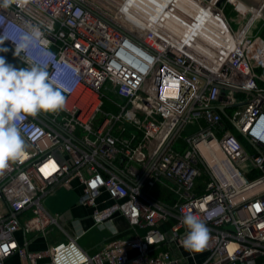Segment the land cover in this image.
<instances>
[{
	"label": "built area",
	"instance_id": "obj_1",
	"mask_svg": "<svg viewBox=\"0 0 264 264\" xmlns=\"http://www.w3.org/2000/svg\"><path fill=\"white\" fill-rule=\"evenodd\" d=\"M216 1L188 0L194 20L187 0H162L159 30L136 16L134 0L0 6V49H7L0 54L23 68L26 60L43 62L66 89L63 110L17 122L26 154L0 171V264L13 253L27 264L45 254L29 250L25 237L19 243L18 230H63L61 215L43 204L59 185L78 189L90 225L56 240L48 264H256L264 257V142L251 135L264 117V44L248 29L261 16L246 7L249 19L234 28L224 7L236 6ZM173 16L183 19L175 37ZM202 21L220 22L218 42L204 27L206 35L188 33ZM33 27L41 40L15 56L19 36ZM202 37L212 50L198 48ZM188 213L210 230L200 252L182 246ZM117 218L127 233L91 253L80 246L90 227L115 226Z\"/></svg>",
	"mask_w": 264,
	"mask_h": 264
},
{
	"label": "clouds",
	"instance_id": "obj_2",
	"mask_svg": "<svg viewBox=\"0 0 264 264\" xmlns=\"http://www.w3.org/2000/svg\"><path fill=\"white\" fill-rule=\"evenodd\" d=\"M19 0H0V6L8 7ZM42 38L39 28L19 36L14 55L35 47ZM7 51V49H0ZM51 57L48 53L44 59ZM28 67L17 68L0 57V171L9 168L11 162L18 161L26 154V144L18 127V121L25 116H35L38 112L56 113L66 106V96L62 89L51 79L43 62L26 60ZM251 135L264 142V117H260ZM188 228L182 239V246L192 252L202 251L210 238L206 223L196 215L188 213L182 218Z\"/></svg>",
	"mask_w": 264,
	"mask_h": 264
},
{
	"label": "crops",
	"instance_id": "obj_3",
	"mask_svg": "<svg viewBox=\"0 0 264 264\" xmlns=\"http://www.w3.org/2000/svg\"><path fill=\"white\" fill-rule=\"evenodd\" d=\"M235 1V0H234ZM237 1V0H236ZM235 1V2H236ZM238 2V1H237ZM240 3V2H239ZM241 4V3H240ZM243 5V4H241ZM243 7H245L243 5ZM245 9H247L245 7ZM0 57H4L6 62L9 64L16 62L12 57L7 55L6 53H1ZM39 113V112H38ZM79 191L77 188L72 189L71 187H67L65 185H59L57 187L56 192L48 196L44 199L43 204L45 208L51 213L59 212L61 217L59 218V222L63 227V230L59 226H52L51 231L42 235L36 232H23L22 229L18 230L15 233V238L19 243L23 242L24 237L27 238L28 245L27 248L32 251H41L45 253L36 264H48L49 255L48 251L50 246L59 239L66 238V235H72L80 231L81 227L87 228L90 225V221L88 219V215L90 214V209L83 208L77 203ZM55 201L60 202L58 205H54ZM63 201V202H62ZM74 206V207H73ZM73 207V208H71ZM71 209L72 213L66 216V211ZM66 213V214H65ZM79 220V222L72 221ZM70 221V222H69ZM114 227L121 232L125 231L126 225L122 219L117 218L114 223ZM89 230L82 235L78 239V243L82 248H84L89 253L96 250L102 243L106 242L109 238H103L98 235L88 234ZM4 264H27L25 261L21 260V258L13 253L9 255L5 260Z\"/></svg>",
	"mask_w": 264,
	"mask_h": 264
},
{
	"label": "rangeland",
	"instance_id": "obj_4",
	"mask_svg": "<svg viewBox=\"0 0 264 264\" xmlns=\"http://www.w3.org/2000/svg\"><path fill=\"white\" fill-rule=\"evenodd\" d=\"M134 6H135V11L142 13L144 16L151 18L158 26L161 25V22L163 24L164 19V15L162 14H158L156 13L161 12L160 11V4L162 2V0H134ZM236 1V0H235ZM236 7H233L230 4H227L224 7V12L226 14V17L229 19V21L231 22L232 26L235 28H239L241 27V23H244L247 19H249V13L245 10V7L241 6L239 4V2H232ZM162 13V12H161ZM175 17V16H174ZM168 20H170L171 24H174L175 20L174 18H167ZM169 26V25H168ZM250 32H258L259 33V38H260V42H262L264 44V19L261 18H256L253 20V18L251 19V24L248 27ZM12 65H14L17 68H23L17 61L14 63H12ZM240 97V95H238ZM105 110H111L110 107L108 106H104ZM187 132V131H186ZM182 136H184V133L181 135V137L178 138L177 144H179L180 142H182ZM63 202V201H62ZM54 205H59L60 202L55 201L53 203ZM74 207V206H73ZM71 207V208H73ZM72 210L68 209V211H66V216L68 217L69 214H71ZM54 214H59V212H55ZM114 229V226H105L102 229L99 228H93L90 227L89 233L88 234H93V235H98L100 237H103L104 239L109 237H116L122 234H125L128 232V230L126 229L123 232H119V234H113L112 233V229ZM107 238V239H109ZM264 257H259L256 260V264H264Z\"/></svg>",
	"mask_w": 264,
	"mask_h": 264
},
{
	"label": "bare ground",
	"instance_id": "obj_5",
	"mask_svg": "<svg viewBox=\"0 0 264 264\" xmlns=\"http://www.w3.org/2000/svg\"><path fill=\"white\" fill-rule=\"evenodd\" d=\"M240 3L243 4L241 1H240ZM176 4L179 6V4L177 2H176ZM243 5H245V4H243ZM178 6H177V8H178ZM194 10H197L196 6H190V3L187 0V15H189L190 17H193L194 20H196L195 16L192 14V12L195 13ZM204 11L206 13H208V9L204 10ZM135 14H136V16L139 19H143L144 20V22H143L144 25H146V24L150 25L151 28H155L156 30L160 29V26H158L151 18H148V17L144 16L142 13L137 12V11H135ZM173 18H174L175 22H174L173 26L172 25H170V27L168 26V30H169L168 33H169V35L175 37V35H174L175 32L176 33L179 32V30H178L179 22H181L183 19H181L180 17H177V16H175V17L173 16ZM205 20H208L207 15L204 17L203 21H205ZM203 21H202V23H203ZM199 23H200V21H197V24H199ZM202 27H204V29H206L208 32H210L213 35L211 40L214 39L215 42H218L217 38L220 37V33L221 32L222 33L225 32V30L223 29V27L220 24V22L216 21L215 23L210 25V27L203 23V26L198 27L199 30L193 27V28L190 29V31L188 33L189 34H193L194 36L200 37L201 35L205 34V31L202 30ZM185 32L187 33V30H185ZM180 35L182 36V34H180ZM202 39L203 40L198 39V41H199L198 42V48L201 47V49L204 50V51L212 50L213 49L212 44L208 40H206L205 38L202 37ZM191 45H192V43H190V46Z\"/></svg>",
	"mask_w": 264,
	"mask_h": 264
},
{
	"label": "water",
	"instance_id": "obj_6",
	"mask_svg": "<svg viewBox=\"0 0 264 264\" xmlns=\"http://www.w3.org/2000/svg\"><path fill=\"white\" fill-rule=\"evenodd\" d=\"M224 0H217L216 5H220L221 2ZM241 1L243 4H245L246 7L251 8L255 12H257L263 19H264V0H238ZM218 110L223 114L224 117H227V114L224 111V108L222 106L217 107Z\"/></svg>",
	"mask_w": 264,
	"mask_h": 264
},
{
	"label": "trees",
	"instance_id": "obj_7",
	"mask_svg": "<svg viewBox=\"0 0 264 264\" xmlns=\"http://www.w3.org/2000/svg\"><path fill=\"white\" fill-rule=\"evenodd\" d=\"M231 2H235L234 0H230ZM240 4V3H239ZM241 5V4H240ZM241 6H243V5H241ZM246 10V9H245ZM263 31H264V29H263ZM108 104V102H104V104H103V109H104V106L106 105V106H108L107 105ZM109 107V106H108ZM222 121H223V123H224V125H226V126H228L229 125V123H228V119L226 118V117H224V116H222ZM240 137V140L243 142V143H247V141H246V139L243 137V136H239Z\"/></svg>",
	"mask_w": 264,
	"mask_h": 264
}]
</instances>
